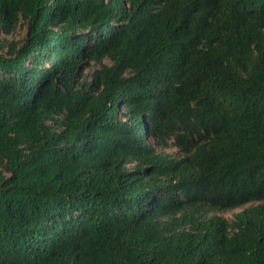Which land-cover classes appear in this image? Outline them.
<instances>
[{
	"label": "trees",
	"instance_id": "trees-1",
	"mask_svg": "<svg viewBox=\"0 0 264 264\" xmlns=\"http://www.w3.org/2000/svg\"><path fill=\"white\" fill-rule=\"evenodd\" d=\"M22 24L0 264H264V0H0Z\"/></svg>",
	"mask_w": 264,
	"mask_h": 264
},
{
	"label": "rangeland",
	"instance_id": "rangeland-1",
	"mask_svg": "<svg viewBox=\"0 0 264 264\" xmlns=\"http://www.w3.org/2000/svg\"><path fill=\"white\" fill-rule=\"evenodd\" d=\"M25 35H26V26L24 24H22V26H19L12 35L1 34L0 38L4 42H7V41L11 42L14 40H20ZM173 152H174V149H172L169 153H173ZM235 212H237V211L226 212V213H223L222 215L224 217H227V218H232Z\"/></svg>",
	"mask_w": 264,
	"mask_h": 264
}]
</instances>
